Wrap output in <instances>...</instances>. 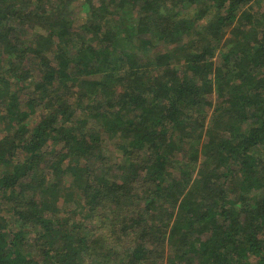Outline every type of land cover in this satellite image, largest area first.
<instances>
[{
	"label": "trees",
	"instance_id": "obj_1",
	"mask_svg": "<svg viewBox=\"0 0 264 264\" xmlns=\"http://www.w3.org/2000/svg\"><path fill=\"white\" fill-rule=\"evenodd\" d=\"M262 1L0 0V264H264Z\"/></svg>",
	"mask_w": 264,
	"mask_h": 264
},
{
	"label": "rangeland",
	"instance_id": "obj_2",
	"mask_svg": "<svg viewBox=\"0 0 264 264\" xmlns=\"http://www.w3.org/2000/svg\"><path fill=\"white\" fill-rule=\"evenodd\" d=\"M74 2L71 4V8H72V6H74ZM260 7H261V9L262 10H264V2L262 1L261 3H260ZM84 13L85 12H82L81 11V13H79V16L81 17V16H83L84 15ZM78 15L75 17V15H71V18L72 19H75L76 20V22H74L76 25H78V24H80V22L82 21L81 19L83 18H80ZM76 195V194H75ZM102 213V210L101 209H99V214H101ZM108 229H109V227L106 225V224H100L99 226H98V231L100 232V234L105 238L106 237V241L107 242H112V238H111V236H110V231H108Z\"/></svg>",
	"mask_w": 264,
	"mask_h": 264
}]
</instances>
